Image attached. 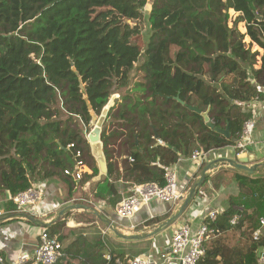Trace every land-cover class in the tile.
I'll return each instance as SVG.
<instances>
[{
    "label": "trees",
    "instance_id": "1",
    "mask_svg": "<svg viewBox=\"0 0 264 264\" xmlns=\"http://www.w3.org/2000/svg\"><path fill=\"white\" fill-rule=\"evenodd\" d=\"M148 3L0 0V196L61 173L72 192L77 151L83 163L91 151L83 130L91 111L101 115L116 89L131 83L142 47L140 27L129 21H138ZM146 11L151 34L141 76L124 103L116 109L114 102L104 117L117 119V127H105L100 136L108 174L120 140L134 159L126 176L163 186L166 168L180 154L208 152L240 138L243 108L264 88V0H153ZM190 106L208 111L214 127ZM219 128H228L230 137ZM237 179L239 195L209 224L217 233L237 229L245 243L207 242L199 264H258L264 233L258 241L253 233L264 217V177ZM103 190L100 185L99 197ZM235 215L240 218L233 226ZM62 224L46 229L55 233ZM78 242L66 253L84 256L79 264H107L98 252L76 254Z\"/></svg>",
    "mask_w": 264,
    "mask_h": 264
},
{
    "label": "crops",
    "instance_id": "2",
    "mask_svg": "<svg viewBox=\"0 0 264 264\" xmlns=\"http://www.w3.org/2000/svg\"><path fill=\"white\" fill-rule=\"evenodd\" d=\"M256 48L255 45L254 49ZM261 92V98L253 99L247 107L243 108L245 120L254 118L257 122L249 145L243 152L239 153L234 145L213 148L208 151L204 165L193 160L192 154H180L177 162L169 166L177 170L179 188L182 193L181 200L175 204L154 199L131 220L117 216L114 208L128 196L133 184H137L126 176V166L132 162L129 160L130 153L119 144L120 140L115 145V153L111 160L114 162L111 174H108L107 171L106 174H102L100 179L97 178L101 174V170L91 147V151L85 154L88 161L85 158L83 165L79 166L76 163L73 166L72 192L70 184L64 181V173L35 182L33 185L43 187V195L37 206L27 214L21 212L16 205L9 201L10 194L5 193L0 196V209L6 212V215L0 216V255L3 257V262L0 264H14L20 253L31 252L39 243L43 229L49 224H55L60 211L70 205H77V207L69 210L72 213L67 221V228L70 229L69 234L73 237L69 238L68 243L62 241L64 256L61 260L65 263L79 264L80 260L85 259L84 256L78 255L76 250L86 253H102L104 258L109 253L118 258L122 255L126 259L136 256L160 258L171 242L174 232L182 225H190L192 232L196 233L204 222L210 221L209 213L211 211L222 213L230 207V199L240 193L237 176L264 177V88L261 89ZM87 139L89 141V135H87ZM159 144H163V142L159 140ZM225 159L244 162L248 166L255 167L256 172L254 174L243 173L224 164L223 160ZM214 162L217 163L218 168L206 172L208 181H204L200 187L196 188V193L188 208L178 219L167 224L184 205L185 199L201 178L205 167ZM157 165L161 166L160 163ZM96 169L98 172L95 174ZM75 172L76 175H74ZM100 185L104 189L103 197L97 196ZM11 204L12 208H10ZM9 211H13V214L8 213ZM83 216L89 219L88 222H83L81 219ZM132 225L135 227L133 228ZM232 225L235 226L233 223ZM229 232V230L218 233L215 231L207 242L212 244L219 241L229 244L225 240ZM262 232L264 233V229ZM103 239L111 244L107 243L112 247L113 252L112 250L110 252L106 243L101 242ZM75 240L79 242L75 248L77 255L73 258L66 253V248ZM258 264H264V262L258 259Z\"/></svg>",
    "mask_w": 264,
    "mask_h": 264
},
{
    "label": "built area",
    "instance_id": "3",
    "mask_svg": "<svg viewBox=\"0 0 264 264\" xmlns=\"http://www.w3.org/2000/svg\"><path fill=\"white\" fill-rule=\"evenodd\" d=\"M256 119H247L243 123L240 133V138L235 142L234 147L239 153L243 152L249 145L250 138L253 136L256 129ZM73 145V144H72ZM81 151H77L76 157L79 158L77 164L83 165ZM208 157V152L195 150L191 158L199 164L204 165ZM131 162H134L133 157H129ZM70 174L69 170L65 171ZM166 184L161 186L157 183H137L133 184L130 193L122 199L114 208L118 217L124 219H133L144 206L150 204L154 199H160L164 202L175 204L182 198V193L179 188V180L177 170L168 167L165 173ZM43 195V187L33 185L28 189L17 193L10 197V201L18 207L23 213H29L40 202ZM9 211L8 213H12ZM13 214V213H12ZM6 215V212L0 209V216ZM218 212L213 210L209 213L210 220L216 219ZM240 215H235L231 222L236 224ZM261 227L254 231L253 238L255 241L260 240L262 230L264 229V217L260 218ZM134 228L135 225H132ZM215 233V230L210 227L209 222H204L196 233L192 232L191 226L188 224L178 228L167 245L160 258L150 256H136L125 259L114 258L109 253L106 255L107 264L114 260L117 264H199V260L205 253V243ZM264 249V248H262ZM260 251L259 260L264 262V250ZM64 256V244L56 233H50L46 228L40 234V241L30 251H23L15 260L14 264H58ZM3 262V257L0 255V263Z\"/></svg>",
    "mask_w": 264,
    "mask_h": 264
},
{
    "label": "rangeland",
    "instance_id": "4",
    "mask_svg": "<svg viewBox=\"0 0 264 264\" xmlns=\"http://www.w3.org/2000/svg\"><path fill=\"white\" fill-rule=\"evenodd\" d=\"M152 1L153 0H148V2H149L148 5L149 6H148V8H143L142 9V17L138 21H129V23H131V25L138 24L139 27H140L141 34H140V36L138 38V42L141 44V47H142V55H141L139 61L135 64V68H134V70L131 73L132 76H131V83H130L129 87H123V88L116 89L115 93H113L112 96H111V98H110V103L107 104V106L105 107V108H107V112L109 110V107L114 102L117 105V108L116 109H118L122 105V103H124L123 96L126 95L129 92V89L130 88H133L134 87V85L138 81V78L141 76V73L139 71V67H140L141 63L145 59L144 52H145V48L147 46V43L149 41V35L151 34V25L148 22V12L146 11V9H150V7L152 6ZM232 16H234V13L232 14ZM232 16H231V18H232ZM239 29L241 31H245L244 23H241L239 25ZM131 95H134V93L132 92ZM97 116H98V120L100 118H102V117L104 119L103 120V125L101 127V130H103L105 127H109V128H111V127H117V123H119L117 119H114V118L106 119V118H104L105 115H103V113H101V115H97ZM81 122L82 121H80V119H79V126L81 125L80 124ZM111 122H114V123H111ZM113 125H115V126H113ZM95 127H96V123H94V122L91 121L89 125L83 127V130H84V132H86L87 135H89V134H91L93 132V130L95 129ZM123 130L124 129H119L118 131L121 132ZM109 132L110 131L108 130V133ZM86 159L88 161V158H86ZM8 204H9V202H8ZM4 205H7V204L4 203ZM12 207L13 206L11 204L10 205V208H12ZM71 213H72V211H69L67 213V215H65L64 217H61V218H59L57 220V221L62 220L63 221V224L60 225L59 229L55 233L57 235H59V237L64 236V238L62 239V241H64L65 243H68L69 242V238L73 237V235H70L69 234V230L70 229L67 228V221H68V218H70V214ZM81 219L83 220V222H88V220H89L88 218H86L84 216ZM229 231L230 232L227 234V238L225 237V240L228 241L229 244L236 245V244H244L245 243V239H244L243 236L240 235V231H238L237 229H230ZM101 242H104L106 244L108 243L109 245H111L106 239H103V241L101 240ZM108 244H107L108 249H110V252H111V250L113 252L114 250L111 249L112 247L109 246Z\"/></svg>",
    "mask_w": 264,
    "mask_h": 264
},
{
    "label": "water",
    "instance_id": "5",
    "mask_svg": "<svg viewBox=\"0 0 264 264\" xmlns=\"http://www.w3.org/2000/svg\"><path fill=\"white\" fill-rule=\"evenodd\" d=\"M85 99L87 101L88 107L91 108V104L88 101V98L86 97ZM190 108L193 111H197L198 113H200L204 117L205 121L211 127H214V125L211 122L210 117L208 115V111H201L197 107H193V106H190ZM106 113H107V108L104 109L103 115H106ZM91 115H92V122L96 123V127L93 130V132L91 134H89V142L91 143V147H92L93 154L97 158V161H98L99 166H100L101 174L97 177V178L100 179L101 176H102V174H106L107 171H108L107 160H106V157H105V154H104L103 145L101 143V136H100V134H101V127L103 125V120L104 119L102 117V118H100L98 120V116H97V114L94 111H91ZM218 131H220L221 133H223V134H225L227 136H230V132H229L228 129H220L219 128ZM223 163L224 164H227V165H229V166H231V167H233V168H235L237 170H240V171H242L243 173H246V174H254L256 172V168L255 167L248 166L244 162H237V161L232 160V159H225V160H223ZM215 168H218V165L215 162L212 163L211 165H207L205 167V169L203 170V174H202L201 178L199 179V181L194 186V189L191 190V192L188 195V197L185 199L184 205L180 208L179 212L176 215H174L168 221L167 224H171L175 219H178L180 217V215L185 211V209L188 208L190 201L193 199V197H194V195L196 193V188L197 187H200L203 184V182L206 180V178H207L206 172L207 171H212ZM74 175H76V172L74 173ZM76 207H77V205H70V206L66 207L65 209H63L62 211H60L59 218H61L63 216V214L66 213L67 211H69L71 209H74Z\"/></svg>",
    "mask_w": 264,
    "mask_h": 264
}]
</instances>
